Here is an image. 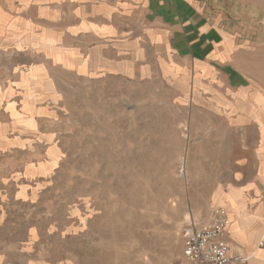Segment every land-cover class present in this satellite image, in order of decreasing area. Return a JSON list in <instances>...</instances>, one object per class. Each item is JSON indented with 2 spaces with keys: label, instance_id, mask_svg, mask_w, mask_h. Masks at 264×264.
Masks as SVG:
<instances>
[{
  "label": "rangeland",
  "instance_id": "rangeland-1",
  "mask_svg": "<svg viewBox=\"0 0 264 264\" xmlns=\"http://www.w3.org/2000/svg\"><path fill=\"white\" fill-rule=\"evenodd\" d=\"M260 55L247 70L263 92ZM35 58L0 54V264H189L184 230L210 224L220 206L241 218L229 230L247 249L264 242L262 134L212 112L216 101L187 72L87 78L58 68L57 97L43 104L27 82L16 86ZM12 86L11 115L1 96Z\"/></svg>",
  "mask_w": 264,
  "mask_h": 264
},
{
  "label": "crops",
  "instance_id": "crops-1",
  "mask_svg": "<svg viewBox=\"0 0 264 264\" xmlns=\"http://www.w3.org/2000/svg\"><path fill=\"white\" fill-rule=\"evenodd\" d=\"M0 52L37 57L16 86L27 82L23 90L43 104L57 97L51 71L58 68L87 78L135 75L140 67L187 72L194 90L216 101L212 112L236 131L261 132L255 154H264V81L263 92L250 88L247 70L264 55V0H0ZM2 89L15 114L14 87ZM258 211L264 220V204ZM227 238L237 244L233 251L264 264L257 237L250 249L239 232L228 228Z\"/></svg>",
  "mask_w": 264,
  "mask_h": 264
},
{
  "label": "built area",
  "instance_id": "built-area-1",
  "mask_svg": "<svg viewBox=\"0 0 264 264\" xmlns=\"http://www.w3.org/2000/svg\"><path fill=\"white\" fill-rule=\"evenodd\" d=\"M231 223L225 207H216L211 223L202 226H188L184 230V256L190 264H249L241 252H235L227 238ZM264 243L259 242L262 246Z\"/></svg>",
  "mask_w": 264,
  "mask_h": 264
},
{
  "label": "bare ground",
  "instance_id": "bare-ground-1",
  "mask_svg": "<svg viewBox=\"0 0 264 264\" xmlns=\"http://www.w3.org/2000/svg\"><path fill=\"white\" fill-rule=\"evenodd\" d=\"M228 212H229V210H228ZM229 216H230V219H231V223H230V225H229V227L231 226V224H232V222H233V218H232V216H231V214H230V212H229ZM228 227V228H229Z\"/></svg>",
  "mask_w": 264,
  "mask_h": 264
}]
</instances>
